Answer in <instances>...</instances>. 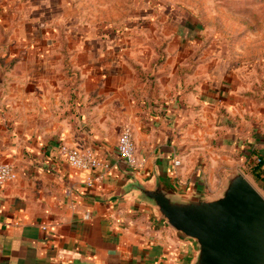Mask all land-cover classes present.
<instances>
[{
	"label": "crops",
	"instance_id": "obj_1",
	"mask_svg": "<svg viewBox=\"0 0 264 264\" xmlns=\"http://www.w3.org/2000/svg\"><path fill=\"white\" fill-rule=\"evenodd\" d=\"M105 5L0 0V162L18 174L0 190V264H191L192 240L132 195L116 197L128 174L146 182L157 169L177 193L214 196L234 164L264 159V96L248 79L161 47L168 30L119 31L126 19ZM126 124L137 173L117 151ZM62 144L111 170L71 167Z\"/></svg>",
	"mask_w": 264,
	"mask_h": 264
},
{
	"label": "water",
	"instance_id": "obj_2",
	"mask_svg": "<svg viewBox=\"0 0 264 264\" xmlns=\"http://www.w3.org/2000/svg\"><path fill=\"white\" fill-rule=\"evenodd\" d=\"M129 195L195 243L191 264H264V196L240 170L224 173L214 196L177 193L157 169L146 182L130 173L116 197Z\"/></svg>",
	"mask_w": 264,
	"mask_h": 264
},
{
	"label": "rangeland",
	"instance_id": "obj_3",
	"mask_svg": "<svg viewBox=\"0 0 264 264\" xmlns=\"http://www.w3.org/2000/svg\"><path fill=\"white\" fill-rule=\"evenodd\" d=\"M103 1L106 14L126 19L125 27L119 31H128L136 22L138 29H147L152 36L168 30L170 37L160 41L161 47L172 44L187 47L189 52L193 51L190 58L193 62L216 58L237 76L248 79L256 96H264V0ZM241 169L236 164L232 167L233 171ZM152 177L153 173L148 178Z\"/></svg>",
	"mask_w": 264,
	"mask_h": 264
},
{
	"label": "built area",
	"instance_id": "obj_4",
	"mask_svg": "<svg viewBox=\"0 0 264 264\" xmlns=\"http://www.w3.org/2000/svg\"><path fill=\"white\" fill-rule=\"evenodd\" d=\"M117 151L120 160L133 172H138L142 168V161L138 158L134 141V130L130 124H126L118 138ZM60 157L71 167L86 172L103 171L108 172L111 166L101 161L95 153L88 148H78L62 144L59 148ZM174 165L179 167L180 161H175ZM18 174L15 167L9 163L0 162V190L8 184L15 182ZM91 186V184H90ZM46 230V228H44Z\"/></svg>",
	"mask_w": 264,
	"mask_h": 264
},
{
	"label": "trees",
	"instance_id": "obj_5",
	"mask_svg": "<svg viewBox=\"0 0 264 264\" xmlns=\"http://www.w3.org/2000/svg\"><path fill=\"white\" fill-rule=\"evenodd\" d=\"M244 174L250 177L255 183H263L264 181V159L258 157L254 163L247 164L243 170Z\"/></svg>",
	"mask_w": 264,
	"mask_h": 264
}]
</instances>
